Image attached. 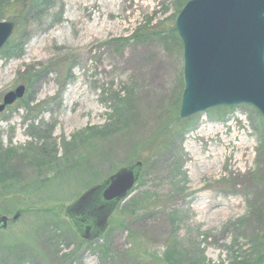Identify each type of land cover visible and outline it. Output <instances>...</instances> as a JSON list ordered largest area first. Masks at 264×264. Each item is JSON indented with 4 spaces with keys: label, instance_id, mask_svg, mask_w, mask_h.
Masks as SVG:
<instances>
[{
    "label": "rangeland",
    "instance_id": "rangeland-1",
    "mask_svg": "<svg viewBox=\"0 0 264 264\" xmlns=\"http://www.w3.org/2000/svg\"><path fill=\"white\" fill-rule=\"evenodd\" d=\"M181 5L0 3L15 24L0 51V104L26 87L0 113L2 146L15 153L0 184L10 219L0 264H252L264 256V119L248 105L180 117ZM164 144L173 148L159 154ZM137 162L142 176L106 232L82 239L67 209Z\"/></svg>",
    "mask_w": 264,
    "mask_h": 264
},
{
    "label": "water",
    "instance_id": "water-1",
    "mask_svg": "<svg viewBox=\"0 0 264 264\" xmlns=\"http://www.w3.org/2000/svg\"><path fill=\"white\" fill-rule=\"evenodd\" d=\"M184 48L181 118L212 108L248 105L264 119V0H190L177 15ZM15 24L0 21V51ZM26 87L7 93L0 113L23 99ZM143 163L119 169L84 192L67 209L81 238L95 240L138 184ZM10 219L0 213V230Z\"/></svg>",
    "mask_w": 264,
    "mask_h": 264
},
{
    "label": "trees",
    "instance_id": "trees-1",
    "mask_svg": "<svg viewBox=\"0 0 264 264\" xmlns=\"http://www.w3.org/2000/svg\"><path fill=\"white\" fill-rule=\"evenodd\" d=\"M5 0H0V3L3 2ZM8 0H6L7 2ZM21 2H23V0H20ZM43 1H47V0H32V5H35V7L37 8V5L39 4V7L40 5L43 3ZM180 2L182 1V5L180 7V10L179 12L182 10V8L187 4V2H189L190 0H179ZM2 9H0V20H5L6 17L7 18H14L13 16V11L11 10L10 12H8V7L5 8V6L3 7H0ZM8 21V20H7ZM6 48V47H5ZM4 48V50H5ZM173 146H170V145H166L164 144L163 147H160L159 149V154H165L166 151H168L169 149H172ZM15 156V153L11 150V149H4V147L2 146V143H1V138H0V184H4V180L5 179V175H6V165H8V163L11 161L12 158H14ZM145 166V165H144ZM3 199H6V194L3 196V197H0V201L3 200ZM133 203V202H131ZM0 208H1V203H0ZM3 210H5L6 208H2ZM0 212L2 213V211L0 210ZM3 214V213H2ZM51 243H53L55 245L56 243V239L55 238H51ZM56 247V245H55ZM263 259H264V256L261 255V257L258 259V261H256L255 263H252V264H261L263 263Z\"/></svg>",
    "mask_w": 264,
    "mask_h": 264
}]
</instances>
